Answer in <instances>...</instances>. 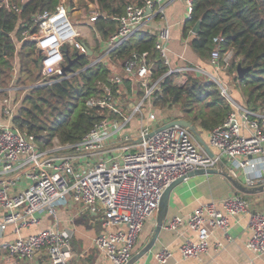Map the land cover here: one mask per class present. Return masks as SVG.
Here are the masks:
<instances>
[{
  "label": "built area",
  "instance_id": "obj_1",
  "mask_svg": "<svg viewBox=\"0 0 264 264\" xmlns=\"http://www.w3.org/2000/svg\"><path fill=\"white\" fill-rule=\"evenodd\" d=\"M27 1L0 0V9L18 13L19 6ZM138 1L140 5H128L124 14L115 19V32L101 42L108 52L140 31L152 11L168 0ZM179 1L189 19L193 0ZM68 7L70 12L78 10L70 7L69 0H58L52 13L32 15L27 24L29 28H25L15 42L14 56L22 42L33 43L40 71L38 78L25 87H15L16 76H13L0 101V119L7 121L0 124V231L12 226L18 234L22 229L38 226L44 214L56 221V207L71 203L82 206L89 213L99 214L104 232L94 238V248L103 253L110 264H128L144 225L156 215L163 191L176 179L194 171L220 170L221 164V170L232 179L239 178L242 173L247 187L264 186V115L254 114L236 103L228 87L221 83L220 73L229 69L234 51L222 49L223 38L219 36L213 39L214 48L207 61L214 74L200 69L169 68L168 27L157 32L154 46L168 67V74L182 75L184 82L188 73L203 75L216 83L231 105L232 110L224 123L208 135V147L217 150V154L208 155L187 128L178 126L160 130L152 136H149L154 131L151 127H141L136 142L123 135L132 115H142V107L149 121L156 122L155 115L147 108L152 107L156 92L161 90L162 77L153 81L145 55L135 53L123 63V76L109 74L100 94L85 102L88 109L105 110L106 115L79 141L61 144L55 138L40 149L34 136L13 125L12 119L30 89L68 78L67 72L63 73L66 47V51L72 48L76 55L88 56V49L95 45L94 38L98 35L93 25L101 17L98 7L89 5L82 24L69 21ZM157 11L162 13L160 8ZM99 61L101 59L97 58L90 66ZM124 78L136 83L142 92L131 116L122 115L118 107L117 97L120 100L119 88ZM115 152L118 157L107 158ZM247 211V202L236 195L224 199L221 208L214 203L201 205L186 221L174 217L166 229L177 232L186 227L194 232L196 241H185L179 252L183 258H198L210 247L211 230L226 232L229 219ZM248 230L246 249L256 256L263 255L264 215L251 213ZM222 247L221 243H216L214 249L219 251ZM0 258L6 264H69L71 236L55 227L19 236L0 244ZM154 258L158 264H165L171 253L161 249Z\"/></svg>",
  "mask_w": 264,
  "mask_h": 264
},
{
  "label": "trees",
  "instance_id": "obj_2",
  "mask_svg": "<svg viewBox=\"0 0 264 264\" xmlns=\"http://www.w3.org/2000/svg\"><path fill=\"white\" fill-rule=\"evenodd\" d=\"M58 0H29L19 6L18 13L0 9V97L6 95L15 66L17 76L15 87L29 86L39 75V59L35 56L34 45L29 41L21 43L15 53L12 33L19 39L34 14L52 13ZM80 5L88 10L89 5L98 7L101 17L94 22L98 38L90 50L99 56L101 42L108 40L116 30L115 19L124 14L130 5H140L138 0H69L70 7ZM200 31L190 42L191 49L202 61L207 62L214 48L213 39L223 38L222 49L234 51V61L224 73L232 77L243 98V105L250 112L264 115V0H193L190 18L184 22L185 38L196 23ZM32 31H35L33 27ZM155 36L135 32L108 57L123 63L133 54L145 55L151 66L153 81L162 77L160 92L152 101L155 108L177 106L181 118L195 128L210 132L222 125L232 108L220 94L212 81H204L188 73L186 81L177 83V73L168 74L166 67L155 50ZM65 48V64L77 57L75 52ZM95 55V56H96ZM16 58V65H15ZM93 56L81 55L67 71L68 78L47 86L30 89L24 96L12 119L21 131L34 136L40 149L48 146L53 139L59 143H75L82 139L91 128L105 117V110L88 109L85 102L98 96L101 86L110 74L102 61L90 66ZM249 68L242 78H237L236 68ZM74 73V74H73ZM73 74V75H72ZM130 90L128 79H123ZM117 89L114 88V92Z\"/></svg>",
  "mask_w": 264,
  "mask_h": 264
},
{
  "label": "crops",
  "instance_id": "obj_3",
  "mask_svg": "<svg viewBox=\"0 0 264 264\" xmlns=\"http://www.w3.org/2000/svg\"><path fill=\"white\" fill-rule=\"evenodd\" d=\"M159 8L162 10L161 14H158L157 10ZM70 13L76 16L77 14L74 13H79V11H72ZM186 20L187 16L183 3L179 0H168L161 3L156 10L152 11L140 31L155 36L160 29L168 27L170 40L167 45V59L171 70L190 68L200 69L208 74H214L208 63L199 59L191 49L190 42L196 35L190 32L185 38L183 37V25ZM10 38L15 45L18 38H16L14 33L10 35ZM98 52L100 54L99 56L96 54L95 56L93 52L90 56H93L94 60L97 58L101 59L104 62L103 64L107 63V61H117L107 56L108 51L103 46V43ZM121 72H123L122 68ZM193 75L197 77L200 74L193 73ZM222 76L224 74L220 73V77ZM182 79V75L176 78L177 83L180 81L183 83L184 81ZM129 84L131 96L134 97L137 93L133 88L136 83L129 80ZM138 92L139 95L142 93L140 88ZM233 99H235L234 101L236 103L244 106L240 92L235 91ZM147 109L149 113L152 112L155 115L156 122H150L147 116L144 120L142 118L133 121L130 119L127 125L130 128L127 129L126 133L123 132L124 136L127 135L136 142L138 139V131L141 127H151L152 130H156L170 121L183 119L181 118L180 111L174 107L160 109L152 106ZM2 123H7V121L0 119V124ZM195 130L196 135H193V137L202 146L204 151H208L210 154H217V150L208 147L209 132L199 130L198 128H195ZM115 146L119 145L116 144ZM116 154L117 156H114V153L111 156L108 155L107 158L118 157L119 154ZM234 180L240 186L244 187L243 191L235 188L227 179L220 175L194 176L185 179L182 183L174 187L169 196L167 214L163 227L153 247L147 254L135 261H131L149 243L155 229L156 215L151 217L144 225L128 264H158L154 255L161 249H166L171 253V258L165 264H264V254L256 256L246 249V243L250 236L248 230L249 215L251 213L264 215V190L261 192L258 190L259 188L247 187L242 173H239V178ZM236 195L241 196L247 202L248 211L235 218H230L229 228L226 232L220 229L210 231V247L207 253L198 258H183L179 252L180 246L187 240L196 241V234L186 227H181L177 232L169 231L166 229L168 222L174 217H179L186 221L193 211L201 205L214 203L218 208H221V202L224 199ZM56 213V221L49 215L44 214L38 226L22 229L18 234L14 232V227H6L3 231H0V244L14 241L19 236L25 237L39 230L55 227L71 236L72 259L69 264H110L104 254L97 251L93 246L94 238L104 232L99 221L98 213H89L82 206L71 203L58 205L56 207ZM216 243L223 245L221 250L216 251L214 249ZM0 264H6L2 258H0Z\"/></svg>",
  "mask_w": 264,
  "mask_h": 264
},
{
  "label": "water",
  "instance_id": "obj_4",
  "mask_svg": "<svg viewBox=\"0 0 264 264\" xmlns=\"http://www.w3.org/2000/svg\"><path fill=\"white\" fill-rule=\"evenodd\" d=\"M67 12H70V9L68 7ZM200 31V23H196L193 28H192V33L194 35H197ZM92 53V51H90L88 49V56H90ZM80 55H77V57H75L73 60L68 59L67 64L63 67V73H66L67 71L70 70L71 65L78 59ZM249 70V68H241L239 65L236 68V76L237 78H242V76L244 75L245 72H247ZM173 126H178V127H182V128H187L193 135H196V130L195 127L189 122L186 121L185 119H176L173 121H170L169 123L163 125L160 128H157L156 130H154L152 133H150L149 136H152L154 133L169 128V127H173ZM203 144V143H202ZM208 155H211L208 151L206 152ZM220 170H208V171H204V170H199V171H194V172H190L188 173L185 177L176 179L175 181H173L172 183H170L166 189L163 191L159 203H158V208H157V212H156V219H155V229L153 231V235L149 241V243L141 250L139 251L134 258L131 261H135L137 259H139L140 257H142L143 255L147 254L151 248L154 245L155 240L157 239L160 230L163 227L165 218H166V214H167V208H168V200H169V196L171 191L174 189V187H176L177 185H179L180 183H182L185 179L194 177V176H201V175H220L222 177H224L225 179H227L231 185H233L235 188L243 191L244 187L240 186L234 179H232L231 177H229L227 175V173H225L224 171H222V165H219ZM259 191H263L264 190V186L263 187H259L258 189Z\"/></svg>",
  "mask_w": 264,
  "mask_h": 264
},
{
  "label": "rangeland",
  "instance_id": "obj_5",
  "mask_svg": "<svg viewBox=\"0 0 264 264\" xmlns=\"http://www.w3.org/2000/svg\"><path fill=\"white\" fill-rule=\"evenodd\" d=\"M76 9H78L77 11H79V13H74V14H77L76 16L75 15H72L71 13H69L67 15V17H68V19H69V21L71 23H75L76 22L78 24H82L83 15L86 13L87 10L81 8L79 4L76 6ZM84 31H87V30H84ZM69 50H70V53H71L72 52V48H69ZM106 64H108V65H106ZM104 65H106L109 68V71H112L110 73H117V74H121V76H123V72H121V67H120V62L119 61H113V62L107 61V63H105ZM110 68H111V70H110ZM13 76H17V68H16V73H13ZM197 78H199L201 80H204V81H207V80L208 81H212V80H209V78H207L205 76H201V75L197 76ZM220 79H221V83L228 87V89H229V91L231 93V96H232L231 99L232 100H235V99H233V95L235 96V91H238V90L236 88V84L234 83L232 77L231 76L230 77L229 76L228 77L222 76V77H220ZM124 82L125 81H123L122 86L119 88V91H120L119 96L121 97V100H119V97H117L118 98V102H119V106L118 107H119L122 115L128 116L130 114L129 116H131L132 115V112H133V111H131L132 108H134L136 106V104H137V101L140 100V95H139V92H138V89L139 88H138V86L136 84H134L135 86L133 88L137 92L134 95V97H135L134 98L133 96H131L130 90H128L125 87ZM212 82L216 85V83L214 81H212ZM179 83H181V81ZM217 88L220 91V88L218 86H217ZM238 92H240V91H238ZM220 94L222 96V92L221 91H220ZM1 98L2 97H0V99ZM173 107L174 108H177V110H178V107L177 106H172L171 108H173ZM141 113H142V115L139 114V113H137L135 116L132 115V121L133 120H140V118H142L144 120L145 117L147 116L146 111H145V107H142L141 108ZM116 118H118V117H116ZM128 128H130V126L129 127L127 126L123 130V132L126 133ZM114 156H117V154L114 153Z\"/></svg>",
  "mask_w": 264,
  "mask_h": 264
}]
</instances>
